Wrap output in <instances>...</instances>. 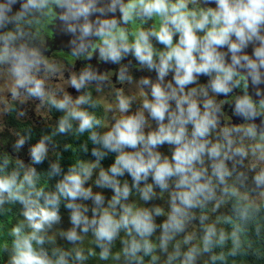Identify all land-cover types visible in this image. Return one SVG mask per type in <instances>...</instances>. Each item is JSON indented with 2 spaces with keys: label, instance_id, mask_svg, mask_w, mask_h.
<instances>
[{
  "label": "clouds",
  "instance_id": "obj_1",
  "mask_svg": "<svg viewBox=\"0 0 264 264\" xmlns=\"http://www.w3.org/2000/svg\"><path fill=\"white\" fill-rule=\"evenodd\" d=\"M13 213L0 264H264V0H0Z\"/></svg>",
  "mask_w": 264,
  "mask_h": 264
},
{
  "label": "flooded vegetation",
  "instance_id": "obj_2",
  "mask_svg": "<svg viewBox=\"0 0 264 264\" xmlns=\"http://www.w3.org/2000/svg\"><path fill=\"white\" fill-rule=\"evenodd\" d=\"M54 47H59V46L55 43ZM32 119L36 122L37 128L44 127V121L41 118H39L38 116H35L33 114ZM10 124L14 125L15 124V121L14 120H11L10 121Z\"/></svg>",
  "mask_w": 264,
  "mask_h": 264
},
{
  "label": "trees",
  "instance_id": "obj_3",
  "mask_svg": "<svg viewBox=\"0 0 264 264\" xmlns=\"http://www.w3.org/2000/svg\"><path fill=\"white\" fill-rule=\"evenodd\" d=\"M13 217H14V213L9 214L8 216L0 217V224L7 225L9 221L13 219Z\"/></svg>",
  "mask_w": 264,
  "mask_h": 264
},
{
  "label": "water",
  "instance_id": "obj_4",
  "mask_svg": "<svg viewBox=\"0 0 264 264\" xmlns=\"http://www.w3.org/2000/svg\"><path fill=\"white\" fill-rule=\"evenodd\" d=\"M56 44H57L58 46H61V41L58 39V40L56 41Z\"/></svg>",
  "mask_w": 264,
  "mask_h": 264
}]
</instances>
